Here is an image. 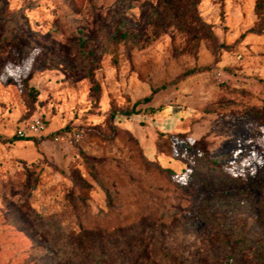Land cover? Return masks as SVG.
I'll list each match as a JSON object with an SVG mask.
<instances>
[{
    "label": "rangeland",
    "instance_id": "1",
    "mask_svg": "<svg viewBox=\"0 0 264 264\" xmlns=\"http://www.w3.org/2000/svg\"><path fill=\"white\" fill-rule=\"evenodd\" d=\"M36 48L0 78V264H67L85 230L263 263L264 0H0V74ZM37 117L68 140L14 137Z\"/></svg>",
    "mask_w": 264,
    "mask_h": 264
},
{
    "label": "trees",
    "instance_id": "2",
    "mask_svg": "<svg viewBox=\"0 0 264 264\" xmlns=\"http://www.w3.org/2000/svg\"><path fill=\"white\" fill-rule=\"evenodd\" d=\"M157 91L156 88H153L151 93L144 98V102L152 101ZM148 110L155 114L159 108L149 106ZM33 138L26 139L31 140ZM214 163L217 161L214 160ZM167 170L171 172V170ZM116 235L115 241L104 239L102 232L88 230L81 231L78 239L67 236L69 240L66 244L68 250H66L68 253L67 264H144V259L148 258L147 250L149 247L148 242L145 243L143 234L125 236L119 233ZM246 252L232 251L225 264H264V260L263 263L251 260Z\"/></svg>",
    "mask_w": 264,
    "mask_h": 264
},
{
    "label": "built area",
    "instance_id": "3",
    "mask_svg": "<svg viewBox=\"0 0 264 264\" xmlns=\"http://www.w3.org/2000/svg\"><path fill=\"white\" fill-rule=\"evenodd\" d=\"M1 135H3V133L0 128V136ZM14 136L19 139L51 136V138L56 142L61 141L62 139L68 140L67 136H63L58 132L51 131L46 120L39 117L33 118L32 120L19 125L15 129ZM70 138L72 141H78L81 138V134L79 132L74 133Z\"/></svg>",
    "mask_w": 264,
    "mask_h": 264
},
{
    "label": "clouds",
    "instance_id": "4",
    "mask_svg": "<svg viewBox=\"0 0 264 264\" xmlns=\"http://www.w3.org/2000/svg\"><path fill=\"white\" fill-rule=\"evenodd\" d=\"M40 49L36 48L29 52V55L21 61L19 64H13V62L9 61L5 64L3 72L7 74V77H3L2 74H0V78H11V79H17L19 77V74L30 71L31 65L35 62V57L39 55Z\"/></svg>",
    "mask_w": 264,
    "mask_h": 264
},
{
    "label": "crops",
    "instance_id": "5",
    "mask_svg": "<svg viewBox=\"0 0 264 264\" xmlns=\"http://www.w3.org/2000/svg\"><path fill=\"white\" fill-rule=\"evenodd\" d=\"M16 129V128H15ZM15 129H14V132H15ZM14 132H13V135H14Z\"/></svg>",
    "mask_w": 264,
    "mask_h": 264
}]
</instances>
